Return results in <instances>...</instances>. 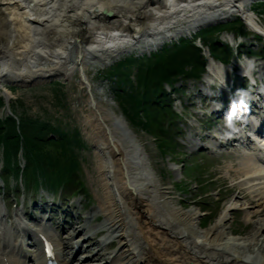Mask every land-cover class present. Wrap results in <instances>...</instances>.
Instances as JSON below:
<instances>
[{
  "label": "bare ground",
  "instance_id": "obj_1",
  "mask_svg": "<svg viewBox=\"0 0 264 264\" xmlns=\"http://www.w3.org/2000/svg\"><path fill=\"white\" fill-rule=\"evenodd\" d=\"M250 2L0 0V94L11 101V92L3 87L5 81L28 84L53 77L68 80L78 71L80 85L87 94L84 103L88 113L82 126L97 158V177L93 179L97 206L84 225L82 217L70 212V205L66 207L61 199L58 203L57 197L43 195L49 186L39 185L40 181L36 184L41 190L36 195L40 200L23 206L13 217L5 220V204L0 202V264H46L41 238L44 234L55 244L53 253L59 264H264V138L256 136L260 145L254 149L243 147L245 163L234 172L241 176L240 192L246 201L239 204L231 198L215 221L203 228L201 212L177 205L173 192L161 185L146 149L126 118L96 99L86 73L89 63L108 64L133 50L152 52L167 41L192 37L208 23L234 14L250 29L264 34V24ZM219 63L214 59L209 63L210 71L218 76L205 75L209 85L197 94L201 102L213 97L219 100L215 105L229 111L233 103L258 100L259 106L253 111L264 110V79L260 84L252 73L256 62H240L251 86L238 96L230 92L227 96L232 100H225L224 93L233 78ZM215 78H224L222 91L219 86L210 90ZM211 143L206 145L226 149L220 147L223 142ZM192 147L198 149L199 144ZM12 193L16 203L17 195ZM1 199L5 201L4 196ZM40 206L45 208L40 216L29 212ZM239 206L246 220L255 224L252 236L238 237L233 231L232 212ZM95 220H101L96 229ZM104 230V238L117 243L111 253L104 252L106 244L101 246L96 235ZM25 246L33 252L24 250Z\"/></svg>",
  "mask_w": 264,
  "mask_h": 264
},
{
  "label": "rangeland",
  "instance_id": "obj_2",
  "mask_svg": "<svg viewBox=\"0 0 264 264\" xmlns=\"http://www.w3.org/2000/svg\"><path fill=\"white\" fill-rule=\"evenodd\" d=\"M250 7L264 24V0H251ZM232 16L208 23L192 37L178 36L152 52L133 50L111 63H89L86 68L96 99L126 118L146 149L161 185L173 192L177 205L201 212L203 228L215 221L231 198L239 204L246 201L240 192L241 176L234 175L245 163V154L237 147L218 153H193L192 147L198 141L195 131L206 122L209 117L204 114L211 110L202 112L197 97L209 85L204 75V65L212 58L208 47L223 62L231 61L224 65L231 76L234 73L230 68L238 62L231 50L233 45H243L238 49L243 54L264 50V39L258 38L238 14ZM184 41L190 43L182 44ZM255 62L264 68V59L255 58ZM69 77L28 84L3 82V87L11 92L9 102L0 94V173L7 178L6 184L0 182V193L3 190L1 195L5 197L0 202L5 204V220L23 206L40 200L36 198L41 193L36 186L38 180L39 185L49 186L43 193L55 195L58 202L61 199L66 207L71 206L70 212L82 218L97 206L93 185L97 158L92 140L82 126L88 113L84 103L87 94L80 85L78 71ZM234 80L239 84L244 81ZM7 107L19 117V122L8 119ZM53 137L56 143L52 142ZM20 165L27 166L24 174ZM52 176L55 177L51 179ZM12 192L17 195V205ZM34 211L29 209L33 214ZM35 213L39 215L40 210ZM232 213L235 234L252 236L256 227L246 220L244 210L239 206ZM72 220L76 221V217ZM23 248L33 252V248L27 249L29 246Z\"/></svg>",
  "mask_w": 264,
  "mask_h": 264
},
{
  "label": "trees",
  "instance_id": "obj_3",
  "mask_svg": "<svg viewBox=\"0 0 264 264\" xmlns=\"http://www.w3.org/2000/svg\"><path fill=\"white\" fill-rule=\"evenodd\" d=\"M190 43V42H189ZM189 43H187V41H184L182 44H189ZM177 48V46H174V49H176ZM133 59V58H132ZM131 59V60H132ZM117 71H119V70H117ZM9 120H12L11 118H8ZM17 137V136H16ZM53 143H56V140H54V141H52ZM48 143H51V142H48ZM63 165H61V167H62ZM55 176H52V177H50L51 179H53Z\"/></svg>",
  "mask_w": 264,
  "mask_h": 264
},
{
  "label": "water",
  "instance_id": "obj_4",
  "mask_svg": "<svg viewBox=\"0 0 264 264\" xmlns=\"http://www.w3.org/2000/svg\"><path fill=\"white\" fill-rule=\"evenodd\" d=\"M105 13L110 14V11H107V10H106Z\"/></svg>",
  "mask_w": 264,
  "mask_h": 264
}]
</instances>
